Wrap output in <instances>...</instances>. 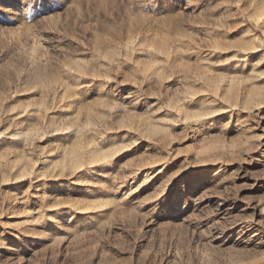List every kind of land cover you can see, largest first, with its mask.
<instances>
[{
    "label": "rangeland",
    "instance_id": "obj_1",
    "mask_svg": "<svg viewBox=\"0 0 264 264\" xmlns=\"http://www.w3.org/2000/svg\"><path fill=\"white\" fill-rule=\"evenodd\" d=\"M0 0V264H264V0Z\"/></svg>",
    "mask_w": 264,
    "mask_h": 264
},
{
    "label": "clouds",
    "instance_id": "obj_2",
    "mask_svg": "<svg viewBox=\"0 0 264 264\" xmlns=\"http://www.w3.org/2000/svg\"><path fill=\"white\" fill-rule=\"evenodd\" d=\"M22 2L26 5V8L24 9L26 12L30 13L32 10V3L31 0H22Z\"/></svg>",
    "mask_w": 264,
    "mask_h": 264
}]
</instances>
